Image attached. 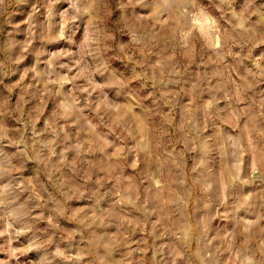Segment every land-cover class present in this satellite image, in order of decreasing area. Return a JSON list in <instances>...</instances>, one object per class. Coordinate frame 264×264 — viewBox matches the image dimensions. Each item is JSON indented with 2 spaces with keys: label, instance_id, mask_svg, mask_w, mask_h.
<instances>
[{
  "label": "rangeland",
  "instance_id": "rangeland-1",
  "mask_svg": "<svg viewBox=\"0 0 264 264\" xmlns=\"http://www.w3.org/2000/svg\"><path fill=\"white\" fill-rule=\"evenodd\" d=\"M189 104L216 147L212 198ZM132 135L149 140L139 163ZM234 152L248 186L225 192ZM9 161L0 184L26 190L0 204V264H264V0H0Z\"/></svg>",
  "mask_w": 264,
  "mask_h": 264
},
{
  "label": "clouds",
  "instance_id": "clouds-1",
  "mask_svg": "<svg viewBox=\"0 0 264 264\" xmlns=\"http://www.w3.org/2000/svg\"><path fill=\"white\" fill-rule=\"evenodd\" d=\"M176 4L178 5V8L183 9L184 8V4L187 2V0H175ZM161 3L164 5H167L169 3V0H161ZM158 14H159V4L157 6V12L153 14V18H158ZM181 16L184 15V12L182 11L180 13ZM187 26V25H184ZM238 27L243 28V24L241 23L240 25H238ZM134 42L135 43H139L138 40H136V38L134 37ZM102 66V65H101ZM62 67H66V65H62ZM86 71V69H82L81 72H79L77 74V77H65L64 80L71 82L74 81L75 79L79 78L80 76L84 75V72ZM97 71H99V69H97ZM102 75V73H101ZM211 103L209 102L208 105H206V107H211ZM63 107V106H62ZM73 108L76 107L75 104L72 105ZM67 109H66V115H67ZM185 116V125L188 126L189 122H191V126H190V131L192 133H194V139L195 142L197 143L198 147L195 150V155L199 158V162L196 164V167L193 169L192 174L193 175H199V181L198 183L202 184L204 187V192L205 194L212 198L215 197L216 195V181H215V167H216V147L215 144L213 143V140L211 138L206 139L205 137H208V132H203L201 131L197 120H198V114H194L193 112V104H189L187 106V111H185L184 113ZM209 131H214L213 129H209ZM56 135H59V132L57 131ZM218 139V138H217ZM132 140L136 143V147L132 149V152H135L138 156V163L139 161V154L140 153H144L145 156L148 154V152L151 150L149 148V140L148 137L145 135L143 140H137L135 135H132ZM186 145L189 143V139L186 138ZM17 143L19 144H23V138H21V140L17 141ZM55 143L56 141H48L46 143H42L41 146L42 147H46V148H50L53 150L54 153V147H55ZM200 145H203V149L201 150ZM234 148L238 151H240V145L239 143L234 144ZM27 145H24V149H23V154L27 155ZM64 155V154H62ZM117 155L119 156L120 153H117ZM152 155L153 157H155V152L152 151ZM234 158L237 160V164H236V175H234L232 177V182L230 184H226L225 186V192H227L230 188L231 189H235L237 187L239 188H246L248 185L247 183H241V177L245 172V167H244V162L242 160V158L236 154V152L233 153ZM39 158V157H38ZM171 159V157H170ZM41 162H43L41 160ZM11 169V164L10 161L7 162V164H0V178L4 177L5 175H10ZM25 171H27V167L25 166ZM117 171V169H110L109 172L114 174ZM255 175V172L254 174ZM120 182L121 184L124 183L123 181V177L120 178ZM129 186L131 188V181H128ZM20 188L22 191L26 190V185L23 183L20 184H14L12 182L9 183H4V184H0V204H3L4 201V197L7 193H9L10 191H12L14 188ZM130 188H121V192L119 193L121 200H125L131 199V193H130ZM211 207V201L209 203V206L205 209H203L202 211H209ZM243 209H237V211H242ZM197 215H199V212L197 213ZM199 225H197L198 227ZM160 227V222H157L156 225H153V230L155 234V230L157 228ZM222 230V229H221ZM170 230L165 228L164 232L161 233V235L167 236L168 232ZM206 234L207 235H211V231H208L206 229ZM172 235H175L177 240L180 241L181 243L184 242L185 240V236H184V231L183 229H179L177 232L172 233ZM205 233H201V236H204ZM231 236V234H230ZM213 243V241L209 240L208 244L205 245V250L207 249L208 245H211ZM166 247V246H164ZM158 252H163V247L161 249L157 250ZM174 255L176 254L175 251L173 253ZM215 254L213 253H209L208 256L203 257L202 259H210L211 257H213ZM247 264H253L252 259H248Z\"/></svg>",
  "mask_w": 264,
  "mask_h": 264
}]
</instances>
